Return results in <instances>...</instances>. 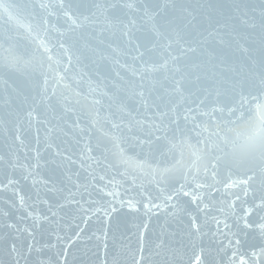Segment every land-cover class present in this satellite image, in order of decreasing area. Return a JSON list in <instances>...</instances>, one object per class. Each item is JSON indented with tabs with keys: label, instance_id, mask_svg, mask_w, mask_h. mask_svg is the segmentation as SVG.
<instances>
[{
	"label": "water",
	"instance_id": "water-1",
	"mask_svg": "<svg viewBox=\"0 0 264 264\" xmlns=\"http://www.w3.org/2000/svg\"><path fill=\"white\" fill-rule=\"evenodd\" d=\"M4 2L11 3L14 0H4ZM34 2L37 5V11L42 12L43 10L39 8L40 3L55 4L57 0H34ZM98 2L104 3L105 0H98ZM127 2L137 3L138 0H127ZM183 2L206 4L209 0H183ZM211 2L229 4L233 0H211ZM242 2L258 4L259 0H242ZM160 3L170 5L172 0H160ZM124 13H127L123 17L125 22L135 21L137 26L144 29L151 27V22L147 20V17H143L142 12L139 17L135 14V10L125 9ZM6 19L7 15L0 10V79L11 73L12 80L9 82L15 81V86L27 93L25 87L27 77L34 71L39 74L38 63L36 61L26 63L31 59L30 53L25 47L27 42L16 45L15 40H8L9 35L15 37L16 29L12 25L5 24L4 20ZM215 19L220 20L221 24L224 23L220 16H215ZM60 23H64L63 19ZM65 27L67 26L65 25ZM121 27L109 13L98 12L95 23L86 25L85 28L79 30L89 42L88 47L83 48L84 54L81 57V63L79 65L74 63L67 74L63 67L59 68L60 75L65 77L59 83L56 79L51 80L49 93L52 92L53 86L57 90L56 97L53 98L56 110L53 111L52 107L47 104H42L38 108L40 119L46 118L56 126V131L51 136H45L42 125L34 123L29 128L25 122L20 131L26 147L21 148L19 142L13 143L17 134L15 124L7 116L6 110L0 109V155L8 154L11 149L14 154L19 156L21 163H25V154L27 153L30 158L28 162L35 164L36 151L34 150L39 149V168L28 180L20 181L18 190L25 197L27 204L33 206L35 213H43L49 217L48 221L41 220L42 226L34 230V240L38 247L45 248L47 255L52 258L53 264H55L57 254L61 261L66 255V264H105L106 252L107 264H112V257L116 252L121 253L120 264H133V254L139 258L141 247L144 248V264H153L155 260L154 246L155 243H158L157 237L166 239L179 248L181 264H188L189 258L194 259V249L199 252L201 248H204L207 253L208 250L214 252L220 247L221 241L224 246L228 245V240L216 231L217 225L212 217L224 219V216L219 212L220 204L218 203L222 199V194L228 197L229 204L235 201V195L244 198L243 186L236 184L227 189L224 187L226 183L241 178L236 171L252 173L255 177L252 181L253 189L264 191V141L254 146H243L238 139V134L251 131L259 122L264 121V89L252 88L245 91L243 102L237 95L234 105L229 103L230 107H234L235 115H231L227 110L224 113L211 114L213 107L223 106L227 102L221 99L217 103L215 93H213L212 102H209L207 107H201L200 111H195L199 100L196 104L189 102L187 105L181 106L179 109L181 127L185 126V109L191 107L194 111L190 114L192 119L187 123L188 130L172 141L176 146L172 147L170 143L164 142L162 145L163 154H161L160 151L150 153L145 145L142 152L138 142L147 140L150 134L155 132V126L160 123L152 101L156 99L157 94H162L163 90L159 85L155 86L160 89V92L153 93L148 100L147 108L138 96L133 95L132 89L127 84V81L132 79L127 65H130L132 61L126 46L119 40ZM10 28L12 29L11 33L9 32ZM207 28V21H201L199 31H204ZM232 28L235 29V32L230 36L227 33L231 32ZM19 31L23 32L24 30L20 29ZM133 31L136 29L133 28ZM92 33L94 35H90ZM237 33L240 36L248 35L245 26L236 19L230 21L229 28L222 29L219 34L214 33L212 36H208L207 32H204L206 42L203 44V49L224 59L225 66L234 70L226 73L229 77L241 72L247 73L245 57L233 40ZM221 37H223L224 43L220 42ZM6 41L8 42L6 43ZM80 43L83 46L85 41L81 40ZM239 43L251 46L250 40L247 42L240 40ZM11 44L15 46L11 51H8ZM109 44L111 47L108 46ZM53 55H55V50H53ZM9 64L13 67L9 68L7 66ZM45 69H47V65H45ZM52 75L49 73L50 77ZM40 79L42 82L43 77L41 76ZM136 82H140L138 78ZM152 87L153 85L146 80L145 88ZM137 91L139 90L137 89ZM220 91L223 97L225 90L221 89ZM65 96L68 97L77 112L82 111L83 113L80 125L81 128H85L83 134L79 129L72 127V121L76 119L75 116L72 117V121L67 123L59 119L63 107L56 101ZM121 98H123L122 102ZM20 99L22 100L23 96ZM96 99L101 100V104L94 105L92 102ZM77 100L80 101L79 104L76 103ZM156 103H160V101L157 100ZM258 105L260 107H257ZM161 111H165L163 105H161ZM204 113H209V115ZM172 119L176 120L177 117L173 116ZM112 123L120 124V129H112ZM195 124H199L200 127L193 129ZM37 128L40 129L39 133H37ZM105 133L109 135L106 136ZM112 134L122 137L121 147L127 162L120 166V170L123 171L124 167H127L130 172L138 175L139 179L135 185H132L130 181L123 182L116 170L107 166L108 161L105 160V156L113 163L119 159L114 155L117 149L111 139ZM155 135H163V133H155ZM38 137L39 144H37ZM152 139H155V136H152ZM49 144L51 147H48ZM58 150L60 155H57ZM193 151H197L201 157L195 166L193 161L196 160V157L192 154ZM216 157L229 163L234 170L230 172L228 168L221 167L217 170L219 174L214 178L211 171L205 178L203 167ZM138 165H143V169ZM173 166L179 171L191 169L192 173H195V168L199 167L200 174L197 183L214 184L215 189L219 191L214 189L210 192L207 187L197 189L195 184H192L191 188L185 190L194 191L198 195L197 202H192L191 195L184 197L181 193V208L187 209V211L179 212L175 216L171 215L170 208L164 206V195L167 193L161 192V189H167L168 185L153 182L152 170H162ZM8 173L13 174L12 169H8ZM14 175L17 178L20 177L21 170L17 169ZM93 176H95V180ZM100 176L105 177L104 181H100ZM113 177L118 181L115 185L108 183ZM172 177L179 183L184 182L182 176L176 173H173ZM0 179H4L3 168H0ZM173 179H170L168 183H172ZM157 180H159L158 174ZM45 182L47 187H45ZM86 182L97 189L107 185L105 193L111 191L114 194L112 196L105 195L103 200H100L98 196H93V199L98 201L93 205L94 208L101 205L107 206L106 202H110L111 207H115L116 211L113 212L111 207H108L107 215L103 209L98 213L85 214L79 211L76 205L64 199L69 190L75 191V185H83ZM179 183L176 184V187H179ZM53 188L54 191L50 192L49 189ZM37 193L41 200H47L49 203L41 204L37 201ZM10 197V193L0 196V209L10 213L9 218L0 216V226L10 222L18 223L21 228L31 225V219H24L23 209L18 206L10 207L3 202ZM15 199L18 203L19 198ZM76 199H80L79 195L76 196ZM130 199L135 205L133 208L128 206L127 201ZM149 200L160 204L161 207L146 209L144 204ZM57 204H62L64 207L59 209L56 207ZM49 205H51L52 211L56 212L54 218L52 212L49 211ZM233 207L238 210L240 203L236 202ZM194 217L201 225L200 235L189 234L188 224ZM234 219L235 217L229 219L228 223L232 224ZM220 227L223 229V224ZM57 236L60 238L57 239ZM13 237H17L15 239L17 247L23 246L25 251H27V244L33 240V237L28 236L26 232L23 234L13 233L12 236H9L0 227V249L5 247V239L10 246ZM240 239L257 243L261 240L258 230L250 235L241 233ZM231 255L229 250L228 256ZM7 259L3 252H0V264H7ZM20 264H24L23 260L20 261ZM225 264H227L226 258Z\"/></svg>",
	"mask_w": 264,
	"mask_h": 264
},
{
	"label": "snow or ice",
	"instance_id": "snow-or-ice-1",
	"mask_svg": "<svg viewBox=\"0 0 264 264\" xmlns=\"http://www.w3.org/2000/svg\"><path fill=\"white\" fill-rule=\"evenodd\" d=\"M39 8L43 11H37L34 0H14L11 3L0 0V10L7 15V19L4 20L5 24L12 25L16 29L15 37L9 35L8 40H15L16 45L27 42L25 47L30 53L31 59L26 63L36 61L39 67V74L34 71L27 77L25 84L27 93L15 86V81L9 82L12 80L11 73L0 79V109L6 110L7 116L15 124L17 134L13 143L19 142L21 148L26 147L20 131L25 122L29 128L34 123L42 125L46 137L51 136L56 131V126L52 121L46 118L40 119L38 108L42 104H47L52 107L53 111L56 110L53 98L56 97L57 90L53 86L52 92L49 93L51 80L56 79L59 83L65 78L60 75L59 68L63 67L65 74H67L74 63L77 65L81 63V57L84 54L83 48L88 47L89 42L79 30L85 28L86 25L95 23L98 12L101 14L109 13L122 26L119 40L126 46L132 61L130 65H127L132 75V79H129L127 84L132 89L133 95L138 96L147 108L148 100L153 93H159L160 89L163 90L162 94H157L156 99L152 101L156 108V114L160 118V123L155 126V132L150 134L147 140L138 142L142 152L145 145L150 153L160 151L161 154H163L162 145L164 142L170 143L172 147L176 146L172 141L188 130L187 123L192 119L190 114L194 111L191 107L185 109V126L181 127L179 122V109L181 106L187 105L189 102L196 104L199 100V105L195 111H200L201 107H207L208 103L212 102L213 93H215L217 103L221 99L227 102L223 106L213 107L211 114L224 113L227 110L231 115H235V109L233 106L230 107L229 103L234 105L237 95L243 102L245 91L252 88L264 89V0H259L258 4L244 3L242 0H233L229 4L214 3L211 0L206 4L172 0L170 5L168 3L161 4L160 0H138L137 3L127 2V0H105L104 3H100L98 0H57L55 4L40 3ZM125 9L135 10L138 17L142 12L143 17H147V20L151 22V27L144 29L137 26L135 21L125 22L123 18L127 15V13H124ZM215 16H220L224 23L221 24L220 20L215 19ZM53 17H55V20H53ZM143 17L140 18L143 19ZM61 19L64 21L63 24L60 23ZM234 19L239 20L248 31L247 36H240L237 33L233 37L239 51L245 57L247 73L241 72L229 77L226 73L234 70L225 66L224 59L203 49V44L206 42L204 32H207L208 36H212L214 33L219 34L222 29H228L229 22ZM201 21H207L208 23V28L204 31H199ZM133 28L136 31H133ZM20 29L24 31L20 32ZM208 29H211V31H208ZM11 31L10 28L9 32L11 33ZM233 32H235L234 28L227 34L231 36ZM90 35H94V33ZM201 37L204 38L201 39ZM81 40L85 41L83 46L80 43ZM240 40L245 42L250 40L251 46L240 44ZM220 42L224 43L223 37H221ZM14 46L11 44L8 51H11ZM108 46L111 47V44ZM53 50H55V55H53ZM45 65H47V69H45ZM7 66L9 68L13 67L11 64ZM49 73L53 75L50 77ZM41 76L43 77L42 82ZM137 78L140 81L139 83L136 82ZM146 80L153 85L152 88H145ZM156 85H159L160 89H157ZM221 89L225 90L223 97L221 96ZM21 96H23L22 100L20 99ZM110 99L112 98L110 97ZM157 100L160 103H156ZM122 101L123 98H121ZM56 103L61 104L63 107L59 119L67 123L72 121V117L75 116L76 119L72 121V127L79 129L83 134L85 128L80 126L82 111L77 112L66 96L63 99H57ZM76 103L79 104L80 101L77 100ZM92 103L99 105L101 100L96 99ZM161 105L164 106L165 111H161ZM257 107H260V105ZM204 114L209 115V113ZM173 116H176L177 119L173 120ZM165 120H167V123H165ZM120 127V124L112 123V129L119 130ZM199 127V124H195L193 129ZM39 131L40 129L37 128V133ZM155 133H163V135H155ZM105 135L109 134L105 133ZM152 136H155V139H152ZM111 139L117 149L114 155L119 159L113 163L105 156V160L108 161L107 166L114 168L123 182L130 181L132 185H135L139 176L130 172L127 167H124L123 171L120 170V166L127 162L123 155L124 150L121 147L122 137L112 134ZM39 143L38 137L37 144ZM48 147H51V145L49 144ZM34 151H36L35 164L28 162L30 158L27 153L25 154V163H21L19 156L14 154L11 149L8 154L0 155V168L4 170V179H0V196L10 193L11 197L3 202L10 207L18 206L23 209L25 212L24 219L32 220V224L26 228H21L16 222L4 223L0 226L9 236H12L13 233L23 234L26 232L28 236L33 237V240L27 244V251L24 250L23 246L17 247L15 242L17 237H13L10 246L7 239H5V247L0 249V252H3L8 258L7 264H20L21 260L24 264H53V260L47 255L45 248L43 246L38 247L34 240V230L42 226L40 224L41 220L48 221L49 217L43 213H35L33 206L27 204L25 197L18 190L20 181L28 180L40 166L39 149L37 148ZM17 152H19V149H17ZM192 154L196 157V160L193 161L195 166L201 157L197 151H193ZM57 155H60L59 150ZM97 163L99 164V161ZM138 167L143 169L144 166L138 165ZM221 167L228 168L230 172L234 170L229 163L220 157H216L203 167L205 178L209 171L212 172L214 178L219 174L217 170ZM8 169H12L13 174H9ZM17 169L21 170V175L18 178L14 175ZM195 169V173H192L191 169L179 171L174 166L162 170H152L153 182L168 185L167 189L162 188L161 192L167 193L164 195V206L170 208V214L173 216L179 212L187 211V209L181 208V193L184 197L191 195L192 202H197L198 195L194 191L185 190L191 188L192 184H195L197 189L207 187L210 192L215 189L214 184L197 183L200 168L196 167ZM173 173L182 176L184 182L179 183L178 180L173 179ZM236 173L241 178L226 183L224 187L227 189L236 184L243 186L244 198L234 194L235 201L229 204L227 202L228 197L222 194V199L218 203L220 204L219 212L224 216V219L212 217L217 225L216 231L228 240V245L224 246L221 241L220 247L215 249L214 252L208 250L207 253L204 248H201L199 252L194 249V259L189 258L188 264H225V258L227 264H264V191L253 189L252 181L255 177L252 173H240L238 171ZM157 174L159 180H157ZM93 179L95 180V176H93ZM99 179L104 181L105 177L100 176ZM170 179H173L172 183H168ZM33 183H36L35 180ZM108 183L115 185L118 181L113 177ZM177 183H179V187H176ZM45 187H47L46 182ZM74 187L75 191L69 190L68 195L64 198L65 200L76 205L77 209L85 214L98 213L102 209L106 215L108 214V207H111L110 202H106L107 206L93 207L94 204L98 203L97 200L93 199V196H98L100 200H103L105 195H114L111 191L105 193L107 185L97 189L86 182L83 185L77 184ZM141 187H143L142 184ZM215 190L219 191L218 189ZM49 191H54V188L49 189ZM77 195L80 197L79 200L76 199ZM85 196H87V199H85ZM16 197L19 198L18 203ZM36 199L41 204L49 203L47 200H41L39 193L36 194ZM173 201L175 202L173 203ZM236 202L240 203L238 210L233 207ZM121 203H124V201H121ZM127 203L130 208L135 206L131 199ZM56 207L62 209L64 205L57 204ZM144 207L146 209L159 208L161 205L149 200L148 203L144 204ZM49 211L52 212L54 218L56 212L52 211L51 205H49ZM111 211H116L115 207H111ZM0 216L9 218L10 213L7 210L0 209ZM233 217L235 219L232 224H229L228 220ZM241 221H243V224H241ZM221 224H223V229L220 227ZM257 230L261 238L259 243L240 239L241 233L250 235ZM188 231L190 235L201 234V225L198 223L197 218L194 217L190 220ZM59 238L57 236V239ZM157 241L158 243H155L154 246L155 260L153 264H181L179 248L161 237H157ZM229 250L232 253L230 257L228 256ZM143 252L144 248L141 247L139 258L133 254V264H144ZM221 252H223V255H221ZM58 257L59 254H57L55 264H66V255L63 261L59 260ZM120 258L121 253H114L112 264H120ZM105 264H107V252L105 253Z\"/></svg>",
	"mask_w": 264,
	"mask_h": 264
},
{
	"label": "clouds",
	"instance_id": "clouds-1",
	"mask_svg": "<svg viewBox=\"0 0 264 264\" xmlns=\"http://www.w3.org/2000/svg\"><path fill=\"white\" fill-rule=\"evenodd\" d=\"M238 139L243 146H254L264 141V121H261L251 131L238 134Z\"/></svg>",
	"mask_w": 264,
	"mask_h": 264
}]
</instances>
